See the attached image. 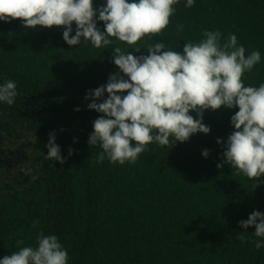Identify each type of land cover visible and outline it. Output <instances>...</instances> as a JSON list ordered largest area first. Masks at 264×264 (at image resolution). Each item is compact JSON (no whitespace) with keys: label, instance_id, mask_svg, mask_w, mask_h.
I'll use <instances>...</instances> for the list:
<instances>
[{"label":"trees","instance_id":"trees-1","mask_svg":"<svg viewBox=\"0 0 264 264\" xmlns=\"http://www.w3.org/2000/svg\"><path fill=\"white\" fill-rule=\"evenodd\" d=\"M102 4L94 0L95 7ZM174 8L162 33L135 46L112 38L107 49L69 46L63 27L25 29L20 20L0 21V83L13 80L18 91L13 105H1L14 124L37 135L42 164L36 190L23 196L29 209L21 196L18 208L13 201L0 221V258L35 246L42 232L59 238L69 264H264L255 227L239 226L252 212L264 213V176L238 175L226 163L217 167L226 159L217 140L226 143L234 131L231 117L238 108L206 111L209 134L175 146L149 144L135 164L107 158L97 163L102 150L88 144L100 114L88 110L85 97L119 71L112 62L115 46L140 56L161 41L182 52L205 30H219L222 42L232 33L247 52L258 50L262 57L243 82L264 83V0H195L191 8L179 0ZM98 27L103 30V22ZM51 132L66 158L63 165L45 156ZM204 149L210 150L207 159Z\"/></svg>","mask_w":264,"mask_h":264},{"label":"clouds","instance_id":"clouds-1","mask_svg":"<svg viewBox=\"0 0 264 264\" xmlns=\"http://www.w3.org/2000/svg\"><path fill=\"white\" fill-rule=\"evenodd\" d=\"M178 2L103 0L95 7L94 0H0V21L20 20L25 29L63 27L67 45L107 49L114 43L112 38L135 46L146 36L162 33ZM194 4L195 0H185V7ZM98 21L103 22V30ZM177 29L182 31L183 26ZM202 37L196 43L186 42L182 52L161 41L149 44L147 55L112 48V62L119 71L85 97L88 110L100 114L88 137L92 148L102 150L97 163L107 158L113 164H135L149 144L175 146L193 135L209 134L211 129L203 121L206 111L238 108L231 117L234 131L226 143L217 140L225 146L226 158L217 167L226 163L238 175L264 176V83L246 86L242 79L262 62L261 53L247 52L232 33L223 42L219 30H205ZM135 52L141 49L136 47ZM17 96L13 80L0 83V104L11 106ZM46 148L49 161L65 163L55 132L49 133ZM202 156L207 159L210 150H202ZM239 226L245 231L255 227L254 236L260 238L255 247L264 248V213L252 212ZM243 233L238 239H245ZM0 264H69V254L56 235L41 232L35 246L20 247L0 258Z\"/></svg>","mask_w":264,"mask_h":264},{"label":"flooded vegetation","instance_id":"flooded-vegetation-1","mask_svg":"<svg viewBox=\"0 0 264 264\" xmlns=\"http://www.w3.org/2000/svg\"><path fill=\"white\" fill-rule=\"evenodd\" d=\"M7 111L6 107L0 104L1 222L3 215L8 214L13 209L14 203L17 207L19 202L17 200L21 196L26 208L29 209L30 199H24V195L26 191L36 190L37 186L35 184L39 180L42 168L38 156L40 144L37 135L26 130L23 131L22 127L14 124L10 117L11 114ZM8 207H11V209H8Z\"/></svg>","mask_w":264,"mask_h":264}]
</instances>
